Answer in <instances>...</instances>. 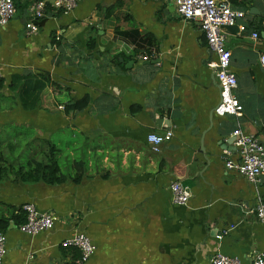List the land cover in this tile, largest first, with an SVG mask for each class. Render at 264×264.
Instances as JSON below:
<instances>
[{"label":"crops","instance_id":"crops-1","mask_svg":"<svg viewBox=\"0 0 264 264\" xmlns=\"http://www.w3.org/2000/svg\"><path fill=\"white\" fill-rule=\"evenodd\" d=\"M35 1L15 0V16L0 30V162L24 150L42 165L47 142L54 143L67 179L51 184L0 172L4 263L212 264L221 253L253 264L264 253V220L255 210L264 203V176L250 183L226 162H239L238 127L264 146V0H230L246 12L238 28L225 30L240 117L216 114V56L200 22L185 21L171 0H77L69 15L44 0L46 15L29 33ZM116 28L137 29L147 42L138 46ZM21 79L33 97L16 85ZM53 84L64 92L55 95ZM43 88L56 101L87 104L46 110L37 100ZM169 130L172 140L153 152L148 135ZM177 180L191 190L186 205L172 200ZM26 204L55 215V227L22 233L15 214ZM76 233L96 246L85 263L77 262V248L61 245Z\"/></svg>","mask_w":264,"mask_h":264},{"label":"built area","instance_id":"built-area-1","mask_svg":"<svg viewBox=\"0 0 264 264\" xmlns=\"http://www.w3.org/2000/svg\"><path fill=\"white\" fill-rule=\"evenodd\" d=\"M178 14L185 21H198L201 24L202 32L205 36L208 49L215 54L216 59L210 63L214 69L217 81L220 85V101L216 107V114L220 117L233 115L242 116L243 107L235 95L238 87L237 77L232 70V53L226 46V28L238 25L239 20L246 18V12L232 7L230 0H171ZM77 6V0H52V7L56 12L69 15ZM47 2L38 0L31 4L29 12L32 20L26 23V30L29 33H36L38 26L34 21L45 17ZM16 14L15 0H0V30ZM240 30H244L241 26ZM252 38L258 39L257 32L252 33ZM141 59L147 61L148 55H142ZM260 67L264 69V52L258 57ZM64 107L61 106L60 109ZM232 137L234 145L239 154V162L231 160L226 162L228 169H233L250 183L258 184L264 176V146L257 137L243 132L241 128L233 131ZM173 131L169 130L163 134L150 133L147 141L153 152H160L161 146L171 141ZM172 200L177 205H186L191 197V190L181 181H173L170 185ZM26 213V221L18 228L22 233L28 235H38L42 232L51 231L55 227L57 217L49 212H40L35 205L26 204L23 206ZM256 215L260 220H264V203H259L256 207ZM227 234V231L224 232ZM7 236L0 231V264H6L3 257L6 251ZM61 245L63 247H74L80 252L78 263L87 262L95 253L96 246L91 239L83 233H76L65 239ZM33 259V257H31ZM212 264H242L237 257H228L221 253L213 256ZM253 264H264V253H259Z\"/></svg>","mask_w":264,"mask_h":264},{"label":"trees","instance_id":"trees-1","mask_svg":"<svg viewBox=\"0 0 264 264\" xmlns=\"http://www.w3.org/2000/svg\"><path fill=\"white\" fill-rule=\"evenodd\" d=\"M263 29L264 28H262V30ZM116 34L122 38L131 40L133 43L137 44L138 46L141 45V42L144 41L147 42V40L145 39L146 36H142L139 30L137 29H133L130 31H120L118 28H116ZM16 85L20 88L26 89L24 93L27 97H33L34 94L36 93L34 89L31 88L29 90L27 88L26 79H21L20 81L16 82ZM3 86H4V80L0 78V90L3 88ZM52 86L56 87V90L53 92L55 95L58 94L60 90L61 93L64 92L65 90L62 86L56 84H53ZM53 93L48 91L47 88H43L40 91H38L37 100L39 101L41 107L49 111H56L58 109L59 104L60 105L65 104L66 109H70L71 111H73L76 109L83 108L87 104V103H77L75 105H69V102H64V99H61L59 97L56 101V99L55 100L53 99L54 97ZM45 98H48L49 100H45ZM34 105H35L34 103H31V107ZM16 152L17 151H11L13 156V161L10 162L9 158L7 157L9 164L6 160L0 162V172H5V173L9 172L15 175L16 178L32 176L38 179H42L51 184L61 183L67 179V177L60 171V166L57 161V154L59 150L54 143L47 142V146L44 152L45 154L44 163H41L42 165H39L38 161L35 158L28 157L27 156L28 152L26 151L24 150H22L21 152L19 151L17 156H16ZM45 163H47L48 165H46ZM76 168L81 172L83 169L82 162H78L76 164ZM79 180H80V175L73 178L74 182H78ZM15 216L19 222L18 226L26 221V213L24 212L23 214L21 209L18 211V214H15ZM7 227H8V222L6 218L5 217L0 218V231L3 232Z\"/></svg>","mask_w":264,"mask_h":264},{"label":"water","instance_id":"water-1","mask_svg":"<svg viewBox=\"0 0 264 264\" xmlns=\"http://www.w3.org/2000/svg\"><path fill=\"white\" fill-rule=\"evenodd\" d=\"M233 28H238V26L237 25L229 26L226 29H233ZM262 37L264 38V31L262 32Z\"/></svg>","mask_w":264,"mask_h":264},{"label":"rangeland","instance_id":"rangeland-1","mask_svg":"<svg viewBox=\"0 0 264 264\" xmlns=\"http://www.w3.org/2000/svg\"><path fill=\"white\" fill-rule=\"evenodd\" d=\"M8 158H9V161H10V162L13 161V156H12V154H9V155H8Z\"/></svg>","mask_w":264,"mask_h":264}]
</instances>
